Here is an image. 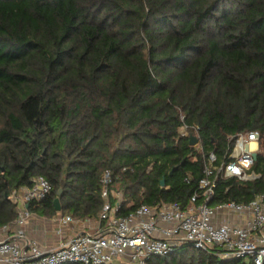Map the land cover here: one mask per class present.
Returning a JSON list of instances; mask_svg holds the SVG:
<instances>
[{"label":"trees","instance_id":"1","mask_svg":"<svg viewBox=\"0 0 264 264\" xmlns=\"http://www.w3.org/2000/svg\"><path fill=\"white\" fill-rule=\"evenodd\" d=\"M182 124L197 126L202 149ZM253 130L262 148L264 0H0V226L35 175L51 190L27 208L47 215L62 188L64 214L97 218L105 170L118 215L185 207L203 153L219 163ZM251 169L261 177L218 178L212 203L264 192L262 153ZM147 264L239 261L183 246Z\"/></svg>","mask_w":264,"mask_h":264},{"label":"built area","instance_id":"2","mask_svg":"<svg viewBox=\"0 0 264 264\" xmlns=\"http://www.w3.org/2000/svg\"><path fill=\"white\" fill-rule=\"evenodd\" d=\"M179 133L192 134L199 141L197 126L190 132L182 124ZM259 139L256 130L238 133L226 159L219 163L213 151L204 152L203 176L185 207L178 202L140 204L128 214L118 215L122 194L109 189L112 178L105 170L100 178L104 205L93 229L78 231L50 249L40 248L20 233V240L5 235L24 225L30 215L29 202L50 192L49 181L35 175L29 187L14 190L9 196L16 204L17 215L0 226V264H147L150 258L168 255L183 246L213 253L221 259L238 260L239 264H264V192L256 193L248 201L228 199L212 203L218 178L250 181L261 177L260 172L251 169L256 159L254 152L264 157ZM109 193L115 198L114 203L109 201ZM74 220L69 215L60 217L62 223Z\"/></svg>","mask_w":264,"mask_h":264},{"label":"crops","instance_id":"3","mask_svg":"<svg viewBox=\"0 0 264 264\" xmlns=\"http://www.w3.org/2000/svg\"><path fill=\"white\" fill-rule=\"evenodd\" d=\"M65 215L68 214H64L61 209L60 211L55 210V213L50 215L30 211V215L23 226L14 227L8 230L5 235L20 240L22 239L18 238V233H20L23 237L34 240L40 248L50 249L78 231L92 230L96 224V218L93 217L83 219L73 217L75 218L74 221L62 223L60 217Z\"/></svg>","mask_w":264,"mask_h":264},{"label":"water","instance_id":"4","mask_svg":"<svg viewBox=\"0 0 264 264\" xmlns=\"http://www.w3.org/2000/svg\"><path fill=\"white\" fill-rule=\"evenodd\" d=\"M189 142H190V144L194 145V144H196L198 142V140H197V138L194 135L190 134L189 135ZM252 156H253V158H256L257 157V152H254L252 154ZM237 172L240 173L239 170ZM169 173L171 174L172 170ZM160 184L164 185V179H161ZM61 194H62V188H59L57 190V196L53 199V207H54V209L56 211H60V209H61V204H60V196H61Z\"/></svg>","mask_w":264,"mask_h":264},{"label":"rangeland","instance_id":"5","mask_svg":"<svg viewBox=\"0 0 264 264\" xmlns=\"http://www.w3.org/2000/svg\"><path fill=\"white\" fill-rule=\"evenodd\" d=\"M92 229H93V227H92ZM86 230H87V229H86ZM122 263H123V264H126L124 261H122Z\"/></svg>","mask_w":264,"mask_h":264}]
</instances>
